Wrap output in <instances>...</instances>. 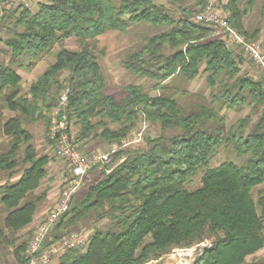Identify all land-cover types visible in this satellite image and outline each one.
I'll use <instances>...</instances> for the list:
<instances>
[{"label": "trees", "instance_id": "1", "mask_svg": "<svg viewBox=\"0 0 264 264\" xmlns=\"http://www.w3.org/2000/svg\"><path fill=\"white\" fill-rule=\"evenodd\" d=\"M158 1L45 0L34 13L16 9L0 19L4 26L10 24L7 37L0 40L10 56L7 65L0 64V110L12 113L1 125L8 145L0 153V173L10 178L21 173L16 183L0 186V252L11 251L15 264H26L30 233L20 238L48 191L37 193L50 159L38 153L27 126L43 124L49 140L48 113L57 104L59 78L65 73L67 117L78 126L76 143L98 139L120 145L141 117L158 124L162 132L180 133L148 137L144 148L115 152V160L122 155L125 159L108 174L101 171L84 183L49 239L55 242L70 235L86 219L105 221L107 228L89 235L84 251L70 250L56 264H147L174 249L205 242L210 247L192 264H264L246 261L264 248V191L258 192L257 200L252 195L264 184V80L242 73L239 49L213 39L210 27L194 20L208 0L179 7L178 18ZM255 1L228 0L221 7L229 24L249 41L259 29L249 34L243 20ZM142 23L165 30L127 54L122 67L153 82L159 91L175 76L191 82L204 75L209 100L183 106L173 94L152 97L143 86L131 84L123 88L119 101L104 93L105 80L94 53L97 38ZM71 38L79 49L60 48L24 91L13 65L22 66L21 60L35 64ZM244 108L249 113L228 126L223 112ZM221 146L246 160L210 168ZM199 171L200 185L190 190Z\"/></svg>", "mask_w": 264, "mask_h": 264}, {"label": "rangeland", "instance_id": "2", "mask_svg": "<svg viewBox=\"0 0 264 264\" xmlns=\"http://www.w3.org/2000/svg\"><path fill=\"white\" fill-rule=\"evenodd\" d=\"M4 5L0 3V19L3 16H8L9 13L13 10L18 9V13L23 9H27L30 12L34 13L37 10L38 3H43L45 0H0ZM228 0H216L218 9L221 10L222 5H224ZM208 2V1H207ZM159 4L164 5L169 9L176 18L179 17L180 13L178 11L179 7L182 8H190L193 5V0H182L181 3H168L166 0H159ZM4 5V6H3ZM17 13V15H18ZM196 15V14H195ZM245 30L251 34L255 29H259L258 36L254 39H251L252 42L256 41L262 43L264 45V0H256L253 8L247 13L246 17L243 20ZM7 23L6 26L3 23H0V40L3 41L8 33H7ZM10 26V24H9ZM165 30L164 27H153L148 24H137L131 25L130 28L125 32L118 31H110L105 34L99 36L96 40V48L95 55L98 58V62L101 68L102 75L105 80V88L104 93L113 97L116 101H119L123 95V88L127 85H141L145 88L146 92L150 96H157L159 94H167V95H175L177 101L183 105L189 104H199L205 102V100H209L210 89L206 86L205 76L201 75L191 82H185L180 77H173L167 80L164 83V88L162 91L154 90V83L141 77L134 76L128 73L122 67V61L131 51L135 50L138 46L145 43L146 39L156 35ZM212 37V36H211ZM249 41V40H247ZM60 48H65L71 51H75L79 49V45L74 38L65 40L61 45H57L51 51V54H47L42 56L35 64H28L26 60H21V65L18 67L17 65H13V69L18 73L21 77V85L23 90L25 91L27 87L34 82L45 70L46 68L54 61V55L59 51ZM236 51V50H235ZM237 53H241L243 64L241 66L242 73H247L253 79H262L264 80V75L260 73L253 65L249 57L243 54L240 50L236 51ZM10 56L8 49L4 45V43L0 42V64L7 65L9 62ZM66 73L61 75L59 78V82L61 85V89L58 92L57 102L61 92L65 89L67 92V83L64 81L66 77ZM57 105V104H56ZM55 105V106H56ZM54 106V107H55ZM53 107V108H54ZM3 111L5 113L6 110H0V153L7 149L8 139H6L1 134V125L3 123ZM52 111V110H51ZM48 113V119L50 120V113ZM226 117L227 125L230 126L236 123L239 119L243 118L249 113V109L244 108L240 111L231 110L223 112ZM6 120V118H5ZM257 120V116L252 117V123ZM70 123V135L72 141L77 146L78 151L86 158H90L92 154L96 155H109L110 162L108 164L102 163L95 166L97 168L93 174L88 175L84 183L86 181L91 182L92 180L98 178V175L101 171H112V168L121 163V160L125 159V156L122 155L120 159L115 160L114 154L119 150H132L136 148H144L145 139L146 138H156L158 136L163 135L166 138H170L174 135L179 134V130L177 129H168L162 132L160 126L158 124L149 123L143 117L137 122L136 127L131 131L129 136L122 141L120 145L115 144H107L98 139L90 140L87 142H77L75 134L77 133L78 126L74 124L73 121ZM35 126H31L30 132L33 135V144L38 150L39 154H47L49 156V163L47 165V177L43 180L42 185L37 193H40L44 187H48V189H54L56 192L61 191L64 186L65 181L68 179V166L67 163L57 157L54 153V145L51 146L48 142L49 140L45 139V126L41 123L34 124ZM32 128V129H31ZM112 128H116V126H112ZM142 133V138L138 143L131 144H123L124 142H131L135 139V136L138 133ZM246 160V156L238 155L232 148L221 146L217 154L211 160L210 168H215L221 163L224 162H233L235 164H241ZM19 174V173H18ZM108 174V173H106ZM203 175L202 171H199L198 176L193 181V184L189 187L190 190H194L200 185V180ZM10 177L5 173H0V185L8 184ZM84 185V184H83ZM81 189V188H80ZM79 189V190H80ZM264 191V184L253 189L252 195L254 200H257L258 192ZM48 204V202L44 201L42 203L35 216V222L31 225V228L26 229L23 235L21 236V241L25 239L30 233V237L33 234L37 224L42 220L43 214L45 215L48 209L53 205ZM49 207V208H48ZM108 223L105 221L101 222H93L91 220H83L81 223L74 228L73 232H81L84 233L87 237L91 235L95 230H104L107 228ZM210 242H205L200 246H196L190 249H174L168 255L163 256L162 258L150 261L147 264H192L193 261L201 255L203 248H209ZM86 246L79 248V251H84ZM11 254V252H9ZM8 255V254H7ZM263 261L264 262V248L257 252L255 255L248 257L246 259L247 262L250 261Z\"/></svg>", "mask_w": 264, "mask_h": 264}, {"label": "built area", "instance_id": "3", "mask_svg": "<svg viewBox=\"0 0 264 264\" xmlns=\"http://www.w3.org/2000/svg\"><path fill=\"white\" fill-rule=\"evenodd\" d=\"M0 3L3 2L0 1ZM3 4L5 5L6 2ZM194 20L210 27L213 39L221 41L227 48H237L242 51L249 57L254 67L264 75V45L256 41H247L233 28L227 20L226 13L218 9L216 0H208L204 9L194 15ZM67 106L68 92L64 89L57 105L50 113L48 137L54 143L55 155L67 163L68 179L29 239L24 251L26 264H56L70 250L84 247L87 244L88 237L81 232H73L55 242L49 239V233L59 218L68 211L72 197L83 186L90 171L98 164L110 162L108 154H92L90 158H86L78 151L70 135ZM141 138L142 133L140 132L133 141L123 144L138 143ZM109 172L106 171V173Z\"/></svg>", "mask_w": 264, "mask_h": 264}, {"label": "crops", "instance_id": "4", "mask_svg": "<svg viewBox=\"0 0 264 264\" xmlns=\"http://www.w3.org/2000/svg\"><path fill=\"white\" fill-rule=\"evenodd\" d=\"M6 112H7V113H5V112L3 111V116H5V117L3 118V122L5 121V118L8 119V118L12 115L11 112H8V111H6ZM31 126H35V125H28L29 128H30ZM29 128H28V130L30 131ZM31 129H32V128H31ZM20 176H21V173L12 176V177L10 178L8 184H14V183H16V182L19 180ZM1 185H4V184H1ZM1 185H0V186H1ZM46 189H48V187H44L43 190H46ZM58 195H59V191L56 192L55 188H54V189H50V190L48 189V191H47V197H46V202H48V204L52 205V204L55 202V200L57 199ZM50 205H49V206H50ZM48 208H49V207H48ZM43 216H44V214H43ZM42 218H43V217H42ZM40 221H41V220H40ZM40 221H39V222H40ZM34 222H35V220L33 219L32 224H30V226H28L27 229L31 228V225H33ZM37 225H38V224H37ZM10 250H11V249H10ZM9 252H11V251H9ZM0 253H1V252H0ZM0 264H15V260H14L13 255H11V254L3 255V254L1 253V254H0Z\"/></svg>", "mask_w": 264, "mask_h": 264}, {"label": "water", "instance_id": "5", "mask_svg": "<svg viewBox=\"0 0 264 264\" xmlns=\"http://www.w3.org/2000/svg\"><path fill=\"white\" fill-rule=\"evenodd\" d=\"M207 249H208V248H203V249H202V253H203L205 250H207ZM202 253H201V254H202Z\"/></svg>", "mask_w": 264, "mask_h": 264}]
</instances>
